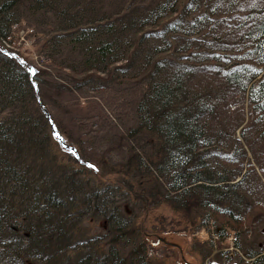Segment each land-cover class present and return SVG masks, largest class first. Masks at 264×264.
<instances>
[{"label": "trees", "instance_id": "1", "mask_svg": "<svg viewBox=\"0 0 264 264\" xmlns=\"http://www.w3.org/2000/svg\"><path fill=\"white\" fill-rule=\"evenodd\" d=\"M22 22L40 66L6 43ZM49 68L137 97L128 149L70 138ZM162 205L208 209L236 264H264V0H0V264H163L140 222Z\"/></svg>", "mask_w": 264, "mask_h": 264}, {"label": "rangeland", "instance_id": "2", "mask_svg": "<svg viewBox=\"0 0 264 264\" xmlns=\"http://www.w3.org/2000/svg\"><path fill=\"white\" fill-rule=\"evenodd\" d=\"M26 25L27 22L16 25L22 32L19 33L17 29L13 34V44L17 46L14 48L23 51L32 63L38 65L41 56L43 58L45 56L41 51L43 37L38 32L33 33ZM49 70L51 73L48 78L51 85L55 86L60 82L67 86L57 88L58 93L54 95L56 104L49 103L48 107L58 124L66 129L73 141H78L83 135L86 138L85 144H89L90 150L94 149L98 153L103 151L104 154L109 146L114 148L117 145L115 150L120 153L129 148L126 140L120 141V137L124 133V123L127 125L132 123L128 115H133L134 98H137L132 92L127 91L128 95L123 98L121 92L112 90L99 92L88 90L85 86H79L76 89L73 84L77 83L72 80L68 69L60 71L49 68ZM128 89H131V86ZM117 93L121 96L119 97ZM116 95L119 98L115 99ZM108 96L112 101L115 100L111 108L105 104ZM122 106L129 113L125 117L121 112ZM116 152L113 151L115 158L119 159ZM113 178H115L113 173L103 175V180ZM140 222L149 231V240L155 246L153 252L163 264H211L213 261L221 264H229L232 261L231 264H233L240 259V255L227 251V248L233 249L234 241L232 242L224 234L220 237L216 236L221 231L220 227L225 224L208 209L199 210L187 216L182 212H175L169 206L162 205L141 216ZM79 227L92 234L103 233L107 230L106 222L102 219H87L79 224ZM226 230L228 234H235L228 225H226ZM204 245H211L213 249L206 257L203 254ZM234 249L237 248L234 247ZM244 258L245 262L251 261L248 257L244 256Z\"/></svg>", "mask_w": 264, "mask_h": 264}, {"label": "built area", "instance_id": "3", "mask_svg": "<svg viewBox=\"0 0 264 264\" xmlns=\"http://www.w3.org/2000/svg\"><path fill=\"white\" fill-rule=\"evenodd\" d=\"M14 28H15V29H14L15 31L18 29V28H17V26H15ZM15 31H14V33H15ZM18 31H19V33H20V32H22V31H21V30H19V29H18ZM6 43H7V45H9V46H12V47H17V46H15L13 43H11V44H10V43H9V42H7V41H6ZM218 235H219V234H216V236H218ZM219 237H220V235H219ZM228 238H230V239H231V241H233V240H235V239H236V235H235V234H229V235H228Z\"/></svg>", "mask_w": 264, "mask_h": 264}, {"label": "water", "instance_id": "4", "mask_svg": "<svg viewBox=\"0 0 264 264\" xmlns=\"http://www.w3.org/2000/svg\"><path fill=\"white\" fill-rule=\"evenodd\" d=\"M212 264H221V263H219V262H217V261H214Z\"/></svg>", "mask_w": 264, "mask_h": 264}, {"label": "snow or ice", "instance_id": "5", "mask_svg": "<svg viewBox=\"0 0 264 264\" xmlns=\"http://www.w3.org/2000/svg\"><path fill=\"white\" fill-rule=\"evenodd\" d=\"M33 72L35 71V70H32Z\"/></svg>", "mask_w": 264, "mask_h": 264}]
</instances>
